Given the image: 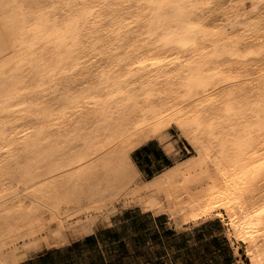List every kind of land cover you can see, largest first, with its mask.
<instances>
[{
    "label": "bare ground",
    "instance_id": "6f19581e",
    "mask_svg": "<svg viewBox=\"0 0 264 264\" xmlns=\"http://www.w3.org/2000/svg\"><path fill=\"white\" fill-rule=\"evenodd\" d=\"M128 207L264 264V0H0V264Z\"/></svg>",
    "mask_w": 264,
    "mask_h": 264
},
{
    "label": "crops",
    "instance_id": "0c3cea01",
    "mask_svg": "<svg viewBox=\"0 0 264 264\" xmlns=\"http://www.w3.org/2000/svg\"><path fill=\"white\" fill-rule=\"evenodd\" d=\"M142 148L145 149L140 152L137 160L142 171L138 169L145 179L149 178L148 174L154 176L173 165L172 157L166 154L159 143L150 141L138 150ZM128 212L125 209L122 214L124 216L123 220L115 222L112 219L109 226L97 228L92 235L74 239L65 247L43 251L27 259L22 264H122V256L128 244H133V250L136 251L138 243L143 245L145 243L148 246L149 243L155 241L181 238V236H187L192 231L209 224L207 222L188 230H177L171 226L166 217H152L149 214L141 213L137 208H135L134 214ZM160 231H162L163 237ZM209 238H217V235L210 234ZM204 241H207V239L205 238ZM183 242L184 240L181 238L179 249L177 248L171 255L183 253L195 246L189 240L185 245H183ZM167 256L169 255L158 256L155 260L145 264H153Z\"/></svg>",
    "mask_w": 264,
    "mask_h": 264
},
{
    "label": "rangeland",
    "instance_id": "374dc122",
    "mask_svg": "<svg viewBox=\"0 0 264 264\" xmlns=\"http://www.w3.org/2000/svg\"><path fill=\"white\" fill-rule=\"evenodd\" d=\"M170 139L172 141L175 140L176 148L179 150V158H183L186 156L187 152L185 149V144L177 139L175 132L172 130L170 131ZM125 209H121L114 215L111 220L118 222L124 219L122 215ZM128 213L134 214L135 208L128 207L126 208ZM203 230L200 231V235L206 238L209 234L217 235L219 240L224 239L226 242H220V249H226V254L224 255L222 250H217L215 246H209V251L213 252L214 254L208 257L205 256V249L203 247L196 248L195 252H192L191 255L188 257L193 261V264H247L245 259L237 258L233 254L232 247L230 246L229 241L225 238V228L219 221H212L207 224ZM103 227L99 226L98 228ZM161 235L163 237L162 231ZM198 233H191L188 234L187 239L191 244L196 243ZM181 238H173L169 241H155L153 243H149L147 246L145 243H138L136 247L138 248L136 251L133 250V244H128L127 249L125 250L123 264H143L145 261L155 260L158 256L169 255L155 263L158 264H183L186 255L184 253L171 255L173 251H175L179 247ZM222 241V240H221ZM127 252V253H126Z\"/></svg>",
    "mask_w": 264,
    "mask_h": 264
},
{
    "label": "trees",
    "instance_id": "16d2710c",
    "mask_svg": "<svg viewBox=\"0 0 264 264\" xmlns=\"http://www.w3.org/2000/svg\"><path fill=\"white\" fill-rule=\"evenodd\" d=\"M144 149L145 148H142L141 150L135 151L132 154L133 161L136 163V165L138 166V168L141 171H142V169H141L140 164H139V162H138L137 159H138V156H139L140 152H142ZM147 176L149 178L152 177L151 174H148ZM206 226H208V225H205V226L201 227L200 229L194 230L191 233H200V231L203 230ZM191 233H189V234H191ZM209 235L206 237L207 241H204L205 238L203 236L199 235L197 237L196 243H194L195 246L192 247V248H190V249H188L187 251L183 252L186 255V258L184 259L183 264H193V261L188 256L191 255L192 252H195L196 251V248H199V247H203L205 249V252L206 253H205V256L204 257H208V256H211V255L214 254L213 252L209 251V246H211V245L212 246H215L217 248V250H222L223 253H224V255L226 254V249H224V248L223 249H220L221 248L220 242H226V241H224V239H221L222 240L221 241L218 238H212V239H210L209 238ZM187 236H188V234H187ZM187 236H181L182 240H184L183 245H185L187 243V241H188ZM122 258H124V255L122 256ZM145 263H149V261L144 262V264ZM153 264H158V263H153ZM225 264H229V262L228 263H225Z\"/></svg>",
    "mask_w": 264,
    "mask_h": 264
}]
</instances>
